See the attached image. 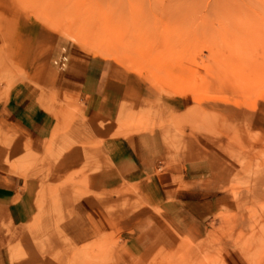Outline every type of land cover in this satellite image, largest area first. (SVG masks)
Masks as SVG:
<instances>
[{"label":"crops","instance_id":"crops-1","mask_svg":"<svg viewBox=\"0 0 264 264\" xmlns=\"http://www.w3.org/2000/svg\"><path fill=\"white\" fill-rule=\"evenodd\" d=\"M0 34L23 75L0 88V128L12 141L0 161V264H166L234 213L250 153L191 142L174 126L205 104L165 100L162 125L139 127L135 114L158 100L127 86L114 62L30 18ZM263 93L247 101L245 122L248 145L264 151ZM236 249L228 264L239 263Z\"/></svg>","mask_w":264,"mask_h":264},{"label":"rangeland","instance_id":"rangeland-1","mask_svg":"<svg viewBox=\"0 0 264 264\" xmlns=\"http://www.w3.org/2000/svg\"><path fill=\"white\" fill-rule=\"evenodd\" d=\"M217 1L0 0V33L8 22L34 19L74 47L114 62L127 86L150 88L158 107L135 114L139 127L162 125L163 101L189 98L206 108L193 107L184 121H173L191 142L250 153L241 157L232 189L235 214L212 225L204 241L182 242L166 264H228L230 246L238 264H264V151L254 140L248 145L245 122L247 101L264 92V0ZM22 78L0 41V88ZM154 116L158 123H145ZM11 148L0 128L3 166Z\"/></svg>","mask_w":264,"mask_h":264},{"label":"bare ground","instance_id":"bare-ground-1","mask_svg":"<svg viewBox=\"0 0 264 264\" xmlns=\"http://www.w3.org/2000/svg\"><path fill=\"white\" fill-rule=\"evenodd\" d=\"M170 2H171V1H170ZM211 2H212V0H211ZM213 2H214V1H213ZM232 2H233V0H231V2H229V0H219V1L216 2V4H217V5L219 4V5L221 6L222 4L230 3L229 5H231ZM233 5H235V4H232V6H233ZM175 6H176V5H175ZM224 6H225V5H224ZM232 6H231V7H232ZM169 7H170V6H168V8H169ZM217 7H218V6H217ZM222 7H223V6H222ZM231 7H230V8H231ZM170 8H171V7H170ZM228 9H229V8H228ZM169 14H171V13H169ZM178 16H179V15H178ZM170 17H172V16L170 15ZM170 19H171V18H170ZM180 19H181V18H180Z\"/></svg>","mask_w":264,"mask_h":264}]
</instances>
